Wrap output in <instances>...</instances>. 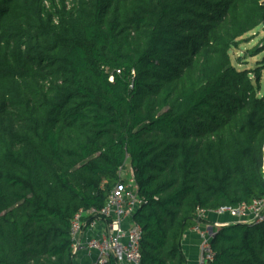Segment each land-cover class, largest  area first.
Wrapping results in <instances>:
<instances>
[{
  "label": "trees",
  "instance_id": "obj_1",
  "mask_svg": "<svg viewBox=\"0 0 264 264\" xmlns=\"http://www.w3.org/2000/svg\"><path fill=\"white\" fill-rule=\"evenodd\" d=\"M261 26L264 0H0V264H76L127 162L141 264L214 217L205 264H264V222L216 215L264 198V61L231 58Z\"/></svg>",
  "mask_w": 264,
  "mask_h": 264
},
{
  "label": "built area",
  "instance_id": "obj_2",
  "mask_svg": "<svg viewBox=\"0 0 264 264\" xmlns=\"http://www.w3.org/2000/svg\"><path fill=\"white\" fill-rule=\"evenodd\" d=\"M119 176L120 181L111 190L102 209H82L72 220L73 251L77 257L84 255L89 264H106L111 257L118 264H141L142 229L133 221V216L142 199L132 169L121 168ZM204 214L205 211H201L200 215ZM216 215H228L244 223H262L264 198L254 200L250 205L221 209ZM226 223L215 222L193 229L201 240L199 264L214 260L211 241L215 231Z\"/></svg>",
  "mask_w": 264,
  "mask_h": 264
},
{
  "label": "rangeland",
  "instance_id": "obj_3",
  "mask_svg": "<svg viewBox=\"0 0 264 264\" xmlns=\"http://www.w3.org/2000/svg\"><path fill=\"white\" fill-rule=\"evenodd\" d=\"M256 49L259 52L253 53ZM231 58L233 65L239 70H253L261 64L264 61V26L242 37L239 46L232 50Z\"/></svg>",
  "mask_w": 264,
  "mask_h": 264
},
{
  "label": "crops",
  "instance_id": "obj_4",
  "mask_svg": "<svg viewBox=\"0 0 264 264\" xmlns=\"http://www.w3.org/2000/svg\"><path fill=\"white\" fill-rule=\"evenodd\" d=\"M126 167L128 169H132L130 166V163L127 162ZM205 217L209 220V214H206ZM213 222H229L230 219L222 220L221 218H211ZM200 237L197 232L194 230L190 231L189 234L185 236L184 239V250L188 256L189 264H199V258H200ZM76 264H89L87 258L84 255H80L77 257Z\"/></svg>",
  "mask_w": 264,
  "mask_h": 264
}]
</instances>
